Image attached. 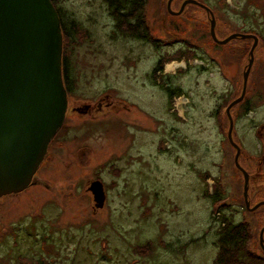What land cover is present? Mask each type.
I'll list each match as a JSON object with an SVG mask.
<instances>
[{
  "label": "rangeland",
  "instance_id": "374dc122",
  "mask_svg": "<svg viewBox=\"0 0 264 264\" xmlns=\"http://www.w3.org/2000/svg\"><path fill=\"white\" fill-rule=\"evenodd\" d=\"M57 1L71 27L73 92L32 184L0 197V264H220L224 218L248 225L247 262L264 264V207L245 206L226 112L254 40L215 42L210 13L194 3L174 15L169 0H147L148 42L117 34L106 0ZM198 1L220 39L259 37L231 110L255 204L264 198V0ZM96 179L107 191L97 210Z\"/></svg>",
  "mask_w": 264,
  "mask_h": 264
},
{
  "label": "water",
  "instance_id": "95a60500",
  "mask_svg": "<svg viewBox=\"0 0 264 264\" xmlns=\"http://www.w3.org/2000/svg\"><path fill=\"white\" fill-rule=\"evenodd\" d=\"M173 1H168L167 8L174 15L184 12L189 3L205 8L211 16V35L219 44L237 38L254 40L244 71L242 94L226 109L230 120L228 136L237 150L236 166L245 176L244 195L249 207L246 197L250 174L239 162L241 147L233 138L231 110L245 97L259 37L234 32L220 39L217 19L209 6L198 0H185L180 10L174 11ZM64 42L61 17L52 0H0V197L20 193L32 184L52 139L64 124L69 107ZM89 191L94 196V208H104V182L93 180ZM260 245L264 250V227L260 231Z\"/></svg>",
  "mask_w": 264,
  "mask_h": 264
},
{
  "label": "trees",
  "instance_id": "16d2710c",
  "mask_svg": "<svg viewBox=\"0 0 264 264\" xmlns=\"http://www.w3.org/2000/svg\"><path fill=\"white\" fill-rule=\"evenodd\" d=\"M56 5L62 23L64 34V80L69 96L73 92V79L70 77L69 58L67 56V46L71 40V33L66 21L64 20L61 8L57 0H52ZM112 17L115 20V31L121 36H131L133 38L152 42L150 28L146 22L147 0H106ZM74 31L78 29L74 22ZM77 32V31H76ZM77 34V33H76ZM238 39V38H237ZM75 44V42H73ZM77 43V42H76ZM158 69V68H157ZM170 91V90H169ZM172 91V90H171ZM170 91V93H172ZM219 193L216 192V197ZM218 199V197H217ZM219 256L220 264H249L247 259L254 260L255 254L250 250L252 233L248 225L244 222L234 223L224 218L219 231ZM258 261V260H257Z\"/></svg>",
  "mask_w": 264,
  "mask_h": 264
},
{
  "label": "bare ground",
  "instance_id": "6f19581e",
  "mask_svg": "<svg viewBox=\"0 0 264 264\" xmlns=\"http://www.w3.org/2000/svg\"><path fill=\"white\" fill-rule=\"evenodd\" d=\"M176 64H172V65H170L169 67L172 69V68H174V66H175ZM57 134H58V132H57ZM56 134V135H57ZM55 135V136H56ZM241 155V154H240ZM243 167V166H242ZM244 168V167H243ZM38 172V171H37ZM37 172H36V174H37ZM243 173V172H242ZM35 174V175H36ZM35 175H34V177H35ZM244 175V174H243ZM34 179V178H33ZM244 180H245V176H244ZM244 185H245V183H244ZM28 189V188H27ZM244 190H245V188H244ZM249 190H250V180H249V183H248V196L246 197L247 198V200L249 201V203H250V206L248 207V205H247V201H246V199H245V195H244V199H245V206H246V208L249 210V211H251V212H254V211H257V210H259L260 208H263L264 207V203L263 204H261L260 206H258L256 209H252V208H254L257 204H259V203H261V202H264V198L262 197V199L260 200V201H258V202H256L255 204H252V202H251V200H250V194H249ZM25 191V190H24ZM23 192V191H22ZM244 193H245V191H244ZM15 194H17V193H15ZM106 200H107V198H106ZM105 204H106V201H105ZM264 227V226H263ZM262 227V228H263ZM261 228V229H262Z\"/></svg>",
  "mask_w": 264,
  "mask_h": 264
},
{
  "label": "flooded vegetation",
  "instance_id": "af4514ba",
  "mask_svg": "<svg viewBox=\"0 0 264 264\" xmlns=\"http://www.w3.org/2000/svg\"><path fill=\"white\" fill-rule=\"evenodd\" d=\"M258 47V46H257ZM69 95V94H68ZM45 159V158H44ZM104 185H105V183H104ZM105 190H106V185H105ZM93 194V193H92ZM106 195H107V191H106ZM97 210V209H96Z\"/></svg>",
  "mask_w": 264,
  "mask_h": 264
}]
</instances>
